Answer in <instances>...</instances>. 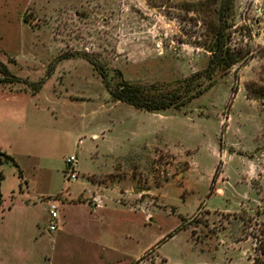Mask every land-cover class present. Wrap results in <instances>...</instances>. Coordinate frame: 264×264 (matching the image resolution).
<instances>
[{
  "label": "rangeland",
  "instance_id": "rangeland-1",
  "mask_svg": "<svg viewBox=\"0 0 264 264\" xmlns=\"http://www.w3.org/2000/svg\"><path fill=\"white\" fill-rule=\"evenodd\" d=\"M208 1L0 0V149L18 163L2 166L0 264H264V99L247 89L264 86V0H235L247 58L184 107L111 92L206 70ZM24 174L31 207L7 215Z\"/></svg>",
  "mask_w": 264,
  "mask_h": 264
},
{
  "label": "trees",
  "instance_id": "trees-1",
  "mask_svg": "<svg viewBox=\"0 0 264 264\" xmlns=\"http://www.w3.org/2000/svg\"><path fill=\"white\" fill-rule=\"evenodd\" d=\"M209 1L199 4L203 7L201 8L203 11L213 7L216 9V18L207 20L208 37L201 43L211 53L206 70L192 74L182 80L178 86L167 90L159 89L155 84H144L122 79L116 86L111 87L115 100L127 102L151 112H160L169 108H182L206 91L205 88H201L202 85H198L200 79L203 77L213 79L219 71L227 72L247 58L243 50L233 48L231 45L230 29L232 25L230 19L235 0ZM253 85L251 84L247 87L249 97L264 99V86L255 89ZM197 86L200 87L197 88ZM5 163H12L18 166L13 156L0 149V227L3 220L1 185L5 178L2 166ZM20 176H23V174H20ZM217 177L218 169L214 175L213 184L216 182Z\"/></svg>",
  "mask_w": 264,
  "mask_h": 264
},
{
  "label": "built area",
  "instance_id": "built-area-1",
  "mask_svg": "<svg viewBox=\"0 0 264 264\" xmlns=\"http://www.w3.org/2000/svg\"><path fill=\"white\" fill-rule=\"evenodd\" d=\"M78 163V157L77 156H72L71 158L68 159V164L69 166L75 167L76 164ZM70 177L72 179H75L77 177V173L75 170H72V173L70 174ZM95 205L96 207L101 206V198L100 197H95L94 198ZM60 220V212L57 204H51L50 206V224L49 228L51 231L57 230L58 228V222Z\"/></svg>",
  "mask_w": 264,
  "mask_h": 264
},
{
  "label": "crops",
  "instance_id": "crops-1",
  "mask_svg": "<svg viewBox=\"0 0 264 264\" xmlns=\"http://www.w3.org/2000/svg\"><path fill=\"white\" fill-rule=\"evenodd\" d=\"M89 177L91 176H98V174H88ZM102 175V174H101ZM27 174H24V178L23 181H25V186H23V184L20 185V189H19V195H17L15 197V204H13V206H9V211L7 213V215H9L10 212H12V210L14 209V207H16V204L20 203L22 204L21 206H25L27 208L31 207V197L29 196V189H30V181L27 180ZM3 224V223H2ZM2 224L0 227V231L2 230Z\"/></svg>",
  "mask_w": 264,
  "mask_h": 264
}]
</instances>
